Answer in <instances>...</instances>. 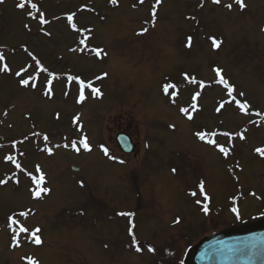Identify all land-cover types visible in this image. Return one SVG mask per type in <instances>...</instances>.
Segmentation results:
<instances>
[{
    "label": "rangeland",
    "instance_id": "rangeland-1",
    "mask_svg": "<svg viewBox=\"0 0 264 264\" xmlns=\"http://www.w3.org/2000/svg\"><path fill=\"white\" fill-rule=\"evenodd\" d=\"M243 3L0 2V264H180L204 235L264 216V0Z\"/></svg>",
    "mask_w": 264,
    "mask_h": 264
},
{
    "label": "water",
    "instance_id": "water-1",
    "mask_svg": "<svg viewBox=\"0 0 264 264\" xmlns=\"http://www.w3.org/2000/svg\"><path fill=\"white\" fill-rule=\"evenodd\" d=\"M116 140L132 152L127 137L118 135ZM183 264H264V218L202 238L188 248Z\"/></svg>",
    "mask_w": 264,
    "mask_h": 264
},
{
    "label": "snow or ice",
    "instance_id": "snow-or-ice-1",
    "mask_svg": "<svg viewBox=\"0 0 264 264\" xmlns=\"http://www.w3.org/2000/svg\"><path fill=\"white\" fill-rule=\"evenodd\" d=\"M0 2H3V0H0ZM111 2H112L113 4H115V3H116V0H111ZM140 2L143 3V0H140ZM156 3L159 4V3H160V0H156ZM213 3H219V0H213ZM235 3H236L237 5H239V7H240L241 9H243V8L245 7V5H244V3H243V0H235ZM18 6L21 7V8H24V7H25V5H24L23 2H21ZM36 7H37L36 4H34V3L31 4V8H32V9H36ZM227 7L231 8V5H227ZM152 15H153V17H155V5L153 6V12H152ZM72 19H73L72 15H69V16L67 17V20H68L69 24L72 23ZM39 22H40V24H45V23L47 22V21L44 19L43 14L40 15V17H39ZM25 27H27V25H26ZM72 27L75 29V25H74V24H72ZM144 31H147V29H144ZM46 34H47V33H46ZM80 43L83 44V43H84V40L82 39V40L80 41ZM212 46H213L214 48L219 47V42H218L217 40H215L214 38L212 39ZM92 51L95 53V55H96L97 57H99V56H101V53H102L103 50L93 49ZM105 55H106V53H105ZM33 59H35V57H33ZM3 60H4V56L0 55V61H3ZM0 70L7 71L8 69L5 67V68L0 69ZM214 71L216 72V75H217V77H218L217 82L220 83V84H222V85H224V87L227 89V94H228V96H229V97H232L234 89H233L232 87H230L229 84H228V82H227V81L221 76V72H220L219 69H214ZM19 74H20V73H17V75H19ZM100 78H101V77H97V79H100ZM68 79H69V80H72L73 78H72V77H68ZM185 79H188V77L186 76ZM22 83H23L24 85H28V81H27V80H23ZM80 84H81V89H80V100L82 101V100L84 99V91H83V89H84V84H83L82 81H80ZM173 87H174V85H172V84H166V85L164 86V88H163V91H164L166 94H168L169 89H170V88H173ZM92 92L95 93L97 96L100 94V93H99V90H98V89H95V88L92 89ZM198 95H199V93H197L196 95H194V96L192 97V99L195 100V99L197 98ZM241 95H243V94L241 93ZM233 100H235V103H236L238 109H239L241 112H245V113H246V110L248 109L249 105H248L246 102H241L240 100L235 99V97H233ZM195 107H196V105L193 104V105H192V108L195 109ZM221 107H223V105H221ZM219 110H220V108H217V111H219ZM181 112H182V113H187V112H188V109H187V108H182V109H181ZM256 115L259 116V115H261V114H260V113H256ZM188 119L191 120V119H192V116L189 115V116H188ZM196 135L198 136V138H199L200 140H202V141L205 140V135H206L205 133L198 132V133H196ZM213 135H214V134H213ZM223 135L227 136V135H229V134H228V133H224ZM240 138H241V139H244V137H243L242 135L240 136ZM45 139H47V138H45ZM207 142L210 143V144L213 143L212 140H208ZM80 143L83 145V148H84L85 150H90V149H89V145H88V143L86 142L85 139H81ZM74 146H75V145H74ZM219 150H220L221 152H225V153H226V149H225L224 147H220ZM45 151H48V149H45ZM104 151H105V154H107V150L104 149ZM257 151L260 152L262 155H264V149H257ZM8 159H12V158L9 157ZM17 167H19V165H17ZM37 171H39V167H37ZM174 171H175V170H174ZM32 180H33V183H34L35 186H36V191H34V193H33L34 196H37V197H38V196L41 194V192H44V193H47V192H48V189H47V188H42V187H41V184L43 183V180H44L43 175H41V176H39V177H35V176H34V177H32ZM198 186H199V189H200V194H201V195H204V199L207 200L208 197H207V195L204 193V185H203V182H201ZM192 195L195 196V195H197V193H196V192H193ZM197 203H200V201L197 200ZM203 211L205 212V214L208 213V206H207V204H205V205L203 206ZM232 211H233V212H236L237 210H236L235 208H233ZM21 215H24V214L21 213ZM119 215H121V216H131L132 213H119ZM8 219H9L10 224H16V223H17L16 220L12 219L11 217H9ZM178 222H179V221L177 220V223H178ZM128 224H129V227H128V234H129V236L132 237V240H131L130 243H131V245L135 248V250H136L137 252H140V251H141V248L136 246V245H137V241H136V239H135V237H134V235H133V227L131 226V225H132L131 220L128 221ZM27 231H28V230H27L26 228H23V227H20V228H19V232H27ZM39 231H40V229H39V228H36L35 230H33V231L31 232L32 240H33V242H34L35 244H37V245H39V244L41 243V239L39 238V236L36 235V233H38ZM13 243H14V244L17 243V241H16V237H15V236L13 237ZM17 246H18V244H17ZM148 251H149V252H153L154 249L151 248V247H149V248H148ZM29 264H34V262H32V261L30 260V261H29Z\"/></svg>",
    "mask_w": 264,
    "mask_h": 264
}]
</instances>
